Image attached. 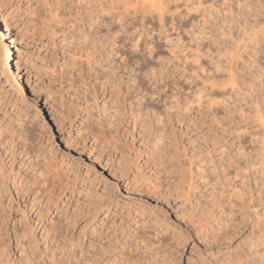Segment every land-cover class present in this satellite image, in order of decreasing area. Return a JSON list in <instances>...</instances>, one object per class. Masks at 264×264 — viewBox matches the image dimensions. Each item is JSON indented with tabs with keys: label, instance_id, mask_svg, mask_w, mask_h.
I'll return each mask as SVG.
<instances>
[{
	"label": "rangeland",
	"instance_id": "obj_1",
	"mask_svg": "<svg viewBox=\"0 0 264 264\" xmlns=\"http://www.w3.org/2000/svg\"><path fill=\"white\" fill-rule=\"evenodd\" d=\"M234 2L145 67L111 0H0V264H264V0Z\"/></svg>",
	"mask_w": 264,
	"mask_h": 264
},
{
	"label": "snow or ice",
	"instance_id": "obj_2",
	"mask_svg": "<svg viewBox=\"0 0 264 264\" xmlns=\"http://www.w3.org/2000/svg\"><path fill=\"white\" fill-rule=\"evenodd\" d=\"M111 4L118 13H124L123 21L116 25L119 29L117 32L119 43L115 47L123 51L129 64L134 66L136 61H140L145 67L155 62V58L151 54L153 50L146 47V45L153 43L147 33L152 32L154 36L156 34L155 29H166L174 21L182 25L183 21L180 17L183 16L184 9H192L195 4L198 5L194 9L197 15L212 8L223 18L227 8L242 7V5L236 4L234 0H223L219 7L213 6L214 0L213 2L210 0H187V3L181 2V0H111ZM100 6L98 3L97 7ZM177 9L181 11H177ZM105 15L110 17L112 13H105ZM189 15L191 16V12ZM2 28L3 21L0 20V29ZM181 31H183V27H181ZM157 47H163V45H157ZM232 50H236L234 45ZM236 61L243 63L239 57L236 58ZM260 103L264 107V99H261ZM261 211H264V204L259 207L253 205L249 208V212Z\"/></svg>",
	"mask_w": 264,
	"mask_h": 264
},
{
	"label": "bare ground",
	"instance_id": "obj_3",
	"mask_svg": "<svg viewBox=\"0 0 264 264\" xmlns=\"http://www.w3.org/2000/svg\"><path fill=\"white\" fill-rule=\"evenodd\" d=\"M221 2V1H220ZM223 3V2H222ZM216 4V3H215ZM229 10V9H228ZM228 10H227V12H228ZM232 10V9H231ZM229 13V12H228ZM226 15V14H225ZM232 67V66H231ZM230 67V68H231ZM232 69V68H231ZM227 68H226V71L225 72H227ZM232 71V70H231ZM229 71L228 73H227V78H225L224 77V79H226L225 80V83H229V84H231V86H232V88H233V85L232 84H234V85H237L236 84V79L238 78V77H236L235 78V76H236V73L235 74H233L232 72H234V71ZM226 74V73H225ZM217 79V78H216ZM215 79V80H216ZM223 79V78H222ZM221 79V80H222ZM213 80H214V78H213ZM215 80H214V82H215ZM218 80V79H217ZM221 80H219V81H221ZM218 82V81H217ZM263 84V83H262ZM226 86V85H225ZM217 87V86H216ZM261 88V87H260ZM264 92V91H263ZM262 93V92H261ZM260 114V113H259ZM47 174V173H46ZM45 174V175H46ZM47 176V175H46ZM45 176V177H46ZM49 177L47 176V179H46V181H48L49 179H48ZM45 179V178H44ZM49 184V183H48ZM47 185V184H46ZM114 249H115V247H113L112 249H110V250H108V249H105V248H102L101 249V251L100 252H97L96 253V257L94 258V262H93V264H107L106 262H111V264H140V258H138L137 256H132V255H130V256H128V254H124V255H122V253H120V258H116L115 259V256H117L116 255V253L114 252ZM104 250H106V251H104ZM125 255H127V256H125ZM84 260V259H83ZM84 261H88V259H85ZM84 264H86V263H84Z\"/></svg>",
	"mask_w": 264,
	"mask_h": 264
}]
</instances>
